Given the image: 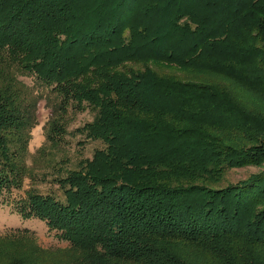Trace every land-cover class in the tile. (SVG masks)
<instances>
[{"label":"trees","instance_id":"trees-1","mask_svg":"<svg viewBox=\"0 0 264 264\" xmlns=\"http://www.w3.org/2000/svg\"><path fill=\"white\" fill-rule=\"evenodd\" d=\"M21 75L58 101L47 142L94 111L55 190L15 193L43 99ZM0 204L68 243L13 228L0 264H264V0H0Z\"/></svg>","mask_w":264,"mask_h":264},{"label":"rangeland","instance_id":"rangeland-1","mask_svg":"<svg viewBox=\"0 0 264 264\" xmlns=\"http://www.w3.org/2000/svg\"><path fill=\"white\" fill-rule=\"evenodd\" d=\"M36 92L42 94L37 106V123L31 130L29 141V155L27 164L32 168L34 181L26 179L22 190L15 191L23 194L24 190L31 186L37 187L43 192L55 190L52 184V175L60 174L66 169H73L83 159L91 158L94 150L102 147V143L85 138L80 128L94 117V111L90 107L76 108L70 106L61 113H55L56 120L61 125V136L54 143L47 142L45 130L47 123L53 116L58 102L55 94L36 81L31 75L20 77ZM50 131V129L48 130ZM43 150L36 151L43 146ZM262 166L247 165L245 167L229 170L224 177L223 184L236 182L257 172ZM13 228L28 229L37 238V242L43 247H67L66 241L60 240L56 231L49 230L46 223L36 218H22L12 210L10 205L0 204V234L8 233Z\"/></svg>","mask_w":264,"mask_h":264}]
</instances>
